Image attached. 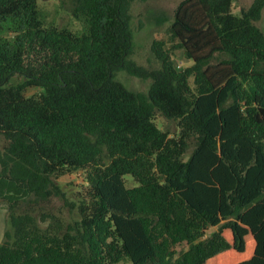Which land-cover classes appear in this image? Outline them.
Listing matches in <instances>:
<instances>
[{
	"label": "trees",
	"instance_id": "1",
	"mask_svg": "<svg viewBox=\"0 0 264 264\" xmlns=\"http://www.w3.org/2000/svg\"><path fill=\"white\" fill-rule=\"evenodd\" d=\"M134 1L60 0L77 35L48 27L39 0H0V33L15 29L0 36V264H264V0L242 17L233 0H184L177 45L156 41L149 67L132 59ZM80 171L74 202L59 180Z\"/></svg>",
	"mask_w": 264,
	"mask_h": 264
},
{
	"label": "rangeland",
	"instance_id": "2",
	"mask_svg": "<svg viewBox=\"0 0 264 264\" xmlns=\"http://www.w3.org/2000/svg\"><path fill=\"white\" fill-rule=\"evenodd\" d=\"M184 0H135L131 7V29L134 37V55L132 57L139 66L149 67L150 61L153 60L152 49L156 41L164 42L165 48L169 49L174 45L172 42L169 29L173 21V15L176 8ZM255 0H233V14L237 17H242V10L248 9ZM39 9L43 20L48 27L55 26L60 29H68L77 35H81L86 30L84 21L77 20L69 12L61 9L60 0H39ZM258 26L264 30V12ZM14 27L11 23L5 26L0 36L7 40H13ZM174 60L184 68L190 67L192 63L185 58L184 52L178 50L174 54ZM119 79L127 87L141 92L148 93L150 82L132 76L126 72L119 74ZM26 97H39L43 90L40 88H27L24 92ZM156 125L163 131L170 134L171 137L179 135L180 131L177 123L168 121L164 117L158 115L155 118ZM130 186H134L135 182L128 177ZM59 184L64 189L66 196L71 201H78L83 186L86 185L85 175L82 171L76 172L73 175L62 177ZM50 211L59 217L64 222H68L74 218L70 209L59 200H55ZM0 243H2L5 231L7 229V205H0ZM216 229H211L210 232L202 240L212 236ZM190 246L184 243L177 247V252L189 250ZM171 264V263H170Z\"/></svg>",
	"mask_w": 264,
	"mask_h": 264
},
{
	"label": "built area",
	"instance_id": "3",
	"mask_svg": "<svg viewBox=\"0 0 264 264\" xmlns=\"http://www.w3.org/2000/svg\"><path fill=\"white\" fill-rule=\"evenodd\" d=\"M180 67H181V65H180Z\"/></svg>",
	"mask_w": 264,
	"mask_h": 264
}]
</instances>
